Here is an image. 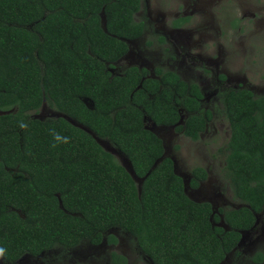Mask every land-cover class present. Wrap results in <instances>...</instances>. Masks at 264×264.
<instances>
[{
    "label": "trees",
    "instance_id": "trees-1",
    "mask_svg": "<svg viewBox=\"0 0 264 264\" xmlns=\"http://www.w3.org/2000/svg\"><path fill=\"white\" fill-rule=\"evenodd\" d=\"M141 0H0V258L15 264L84 242L131 237L152 264H222L264 211V96L224 94L225 171L241 207L214 214L185 193L155 126L197 142L211 121L201 94L172 72L147 78L108 68L142 37ZM187 19H177L178 29ZM90 102L91 107L85 105ZM107 140L133 177L94 138L63 118L31 117L43 104ZM188 114L179 126V109ZM207 180L195 168L189 186ZM222 226H219L220 224ZM254 264L264 262L256 254ZM112 264H127L111 254Z\"/></svg>",
    "mask_w": 264,
    "mask_h": 264
},
{
    "label": "rangeland",
    "instance_id": "rangeland-1",
    "mask_svg": "<svg viewBox=\"0 0 264 264\" xmlns=\"http://www.w3.org/2000/svg\"><path fill=\"white\" fill-rule=\"evenodd\" d=\"M177 19L187 21L174 29L172 23ZM136 21L145 25V32L130 44L129 57L114 68L119 69L116 75L130 67L175 72L184 82L201 88L205 95L202 111L212 115L197 142L186 139L174 128L157 127L148 118L144 120L145 129L162 140L165 157L172 160L192 201L210 204L214 214L240 208L233 199L225 171L230 130L223 97L227 91L239 89L256 97L264 96V0H141ZM180 112L182 125L186 114L183 108ZM8 113L14 110L0 115ZM31 117L41 121L63 118L76 124L45 103ZM98 140L133 176L128 159L107 140ZM195 168L203 169L207 180L192 190L189 183ZM133 178L139 187L141 181ZM110 234L117 239L115 246L106 240L99 247L83 243L69 251L58 249L34 259L24 257L15 264H112L111 253L124 257L127 264H152L131 237L117 230ZM256 254L264 255V212L223 264H254L251 260ZM0 264L6 263L0 259Z\"/></svg>",
    "mask_w": 264,
    "mask_h": 264
},
{
    "label": "flooded vegetation",
    "instance_id": "flooded-vegetation-1",
    "mask_svg": "<svg viewBox=\"0 0 264 264\" xmlns=\"http://www.w3.org/2000/svg\"><path fill=\"white\" fill-rule=\"evenodd\" d=\"M138 15V14H137ZM136 15V16H137ZM136 16H135V21H136ZM137 22V21H136ZM139 23V22H138ZM144 25V24H143ZM183 25V24H182ZM144 27H145V25H144ZM182 27V26H181ZM180 27V28H181ZM179 29V28H178ZM144 32H145V29H144ZM144 34V33H143ZM143 36V35H142ZM140 39V38H139ZM139 39H137V40H139ZM137 40H134V41H137ZM134 41H128V42H126L127 43V46H128V50H127V53L123 56V57H121L117 62H115V63H113V64H111L112 65V67L110 68H108L107 70H108V72H109V74H110V76H111V78H113V77H119V75H116V73H117V71L119 70V69H114L116 66H118V65H120V63L123 61V60H125L127 57H129V50H130V44L132 43V42H134ZM130 68H137L139 71H142V70H144V71H146L147 73H148V75H147V78H152V79H155L156 81H158L159 79L158 78H156V76H155V71L157 70V69H160V70H162V71H164V72H171V71H168V70H164V69H161V68H155L152 72H150L149 70H147V69H145V68H138V67H130ZM130 68H128V69H130ZM128 69H126V70H128ZM126 70H124V72L126 71ZM124 72L122 73V74H120V76H123V74H124ZM172 73H175V72H172ZM176 74V73H175ZM178 77H179V75L178 74H176ZM180 78V77H179ZM181 79V78H180ZM181 81H183L182 79H181ZM184 82V81H183ZM187 84H189V83H187ZM191 84H194V83H191ZM196 86H197V88L199 89V91H200V94H201V100H200V103H201V109H202V103H203V101L205 100V95L203 94V92H202V90H201V88L197 85V84H195ZM89 106H91L90 104H89ZM185 112V111H184ZM179 113H180V117H182V115H181V112H180V109H179ZM185 114H186V118H185V120L187 119V117H188V114L185 112ZM180 121H181V118H180ZM184 125V123L182 124V125H180V122H179V126H183ZM157 127H159V126H157ZM165 128H167V127H165ZM178 134H181V135H183V133L182 132H180V133H178ZM203 134V133H202ZM201 134V135H202ZM184 136V135H183ZM185 137V136H184ZM201 137V136H200ZM186 138V137H185ZM186 139H188V138H186ZM201 185V184H200ZM264 212V211H263ZM260 215V214H259ZM258 216V215H257ZM257 216H256V221H257ZM222 224V223H221ZM219 225V226H222V225ZM255 225H256V223H255ZM223 227V226H222ZM255 227V226H254ZM254 227L250 230V231H248V232H245V233H242V237H241V240H240V243L238 244V246H240L241 245V242H242V240H243V237H244V235L245 234H248V233H250V232H252V230L254 229ZM105 241V240H104ZM103 241V243L101 244V245H103L105 242ZM84 243H87V242H84ZM89 245H91V244H89ZM101 245H91L92 247H99V246H101ZM110 246H115V245H110ZM238 246H237V248H238ZM237 250V249H236ZM235 250V251H236ZM234 251V252H235ZM112 254V253H111ZM232 254V253H231ZM231 254H229V255H231ZM228 255V256H229ZM227 256V257H228ZM27 257V256H26ZM1 259V258H0ZM227 259V258H226ZM1 260H3V259H1ZM5 262V261H4ZM6 263V262H5ZM6 264H8V263H6ZM223 264V263H222Z\"/></svg>",
    "mask_w": 264,
    "mask_h": 264
},
{
    "label": "water",
    "instance_id": "water-1",
    "mask_svg": "<svg viewBox=\"0 0 264 264\" xmlns=\"http://www.w3.org/2000/svg\"><path fill=\"white\" fill-rule=\"evenodd\" d=\"M84 103H85L86 106L91 107V106H89L90 102L85 101ZM90 105H91V104H90ZM65 120H66V119H65ZM66 121H67V120H66ZM68 122H69L70 124H72L73 126L79 128V129L85 131L86 133H88L89 135H91L97 143L99 142L98 138H96V136H95L94 134H92L88 129H85V128L81 127V126L78 125L77 123H76L77 125H76V124L74 125V124L71 123L70 121H68ZM98 144H99V143H98ZM99 145H100V144H99ZM131 170H132V169H131ZM131 173L133 174V171H131ZM129 174H130V173H129ZM130 175H131V174H130ZM131 176H132V175H131ZM132 177H135L134 174H133ZM135 178H136V177H135ZM133 179H134V178H133ZM140 181H141V183H140L139 188H141V185H142L143 180H140ZM184 190H185V193H186L185 186H184Z\"/></svg>",
    "mask_w": 264,
    "mask_h": 264
}]
</instances>
